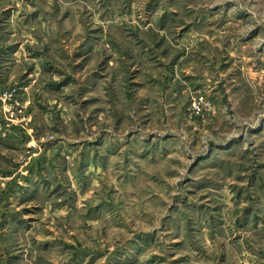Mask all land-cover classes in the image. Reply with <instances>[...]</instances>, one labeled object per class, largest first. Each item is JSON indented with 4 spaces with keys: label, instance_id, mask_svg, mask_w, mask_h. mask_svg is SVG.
Segmentation results:
<instances>
[{
    "label": "rangeland",
    "instance_id": "rangeland-1",
    "mask_svg": "<svg viewBox=\"0 0 264 264\" xmlns=\"http://www.w3.org/2000/svg\"><path fill=\"white\" fill-rule=\"evenodd\" d=\"M11 1L0 264H264V0Z\"/></svg>",
    "mask_w": 264,
    "mask_h": 264
},
{
    "label": "crops",
    "instance_id": "crops-1",
    "mask_svg": "<svg viewBox=\"0 0 264 264\" xmlns=\"http://www.w3.org/2000/svg\"><path fill=\"white\" fill-rule=\"evenodd\" d=\"M18 5L14 6V1L10 0H0V20L2 21L0 23V27L7 26L8 24H12L11 27L13 28L12 31L9 29H4L3 31L0 30V79L1 77L4 79L6 77V74L9 70H12V72L8 75L9 78L20 76V69L18 63H21L22 58H20L22 52V45L23 42L17 41L15 39L16 35L19 34V30L22 31V33L25 32V30L21 27L20 22L17 19L18 12H16L15 8H19V12L24 10L23 5L20 6L19 2H17ZM36 7V6H35ZM4 11H9L7 15L4 16ZM16 12V13H15ZM4 17V18H3ZM83 18L79 16V21L82 22ZM44 23V22H43ZM81 26V24H80ZM54 42L60 44V40L58 38H52ZM47 42H50L49 39H44ZM65 41L64 39L62 42ZM94 41V39H93ZM61 49V48H60ZM42 54L35 55L34 57L28 58L27 60L33 61V67L31 68L29 75L32 77L35 75V79L30 83V86L32 84H37V86H42V88L51 89V90H57L58 87H63L64 84L57 82V83H50L48 84V81L46 79L45 74H42L43 71H46V73H49V65L47 64V61H42ZM45 60V59H44ZM40 66L42 68H40ZM52 72V71H51ZM26 78V77H25ZM54 81H57L52 78ZM50 85V86H49ZM25 88L28 86H24ZM49 87V88H48ZM31 97H29V101L31 102Z\"/></svg>",
    "mask_w": 264,
    "mask_h": 264
}]
</instances>
